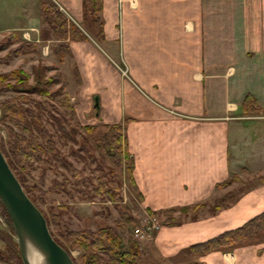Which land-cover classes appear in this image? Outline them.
I'll return each instance as SVG.
<instances>
[{"label": "crops", "instance_id": "obj_1", "mask_svg": "<svg viewBox=\"0 0 264 264\" xmlns=\"http://www.w3.org/2000/svg\"><path fill=\"white\" fill-rule=\"evenodd\" d=\"M53 1L78 24L81 0ZM15 14L0 31L39 40L37 0ZM99 16L105 47L89 37L68 43L75 95L100 121L121 123L143 210L210 200L216 183L242 167L230 152L237 123L229 114L246 93L264 106V0H101ZM115 56L124 75L110 63ZM262 185L204 216L161 225L148 248L170 259L240 225L264 209ZM191 256L199 264H264V240Z\"/></svg>", "mask_w": 264, "mask_h": 264}, {"label": "rangeland", "instance_id": "obj_2", "mask_svg": "<svg viewBox=\"0 0 264 264\" xmlns=\"http://www.w3.org/2000/svg\"><path fill=\"white\" fill-rule=\"evenodd\" d=\"M33 2L35 3L36 0H0V22L7 20L10 13H19L21 8H31ZM57 7L59 8L60 5L57 4ZM60 10L71 18L65 10L62 8ZM10 31L16 32L17 39L5 42ZM85 34L98 48L100 45L105 47V44L99 43L100 40L91 36L87 31ZM46 39L25 40L15 30L0 31V143L3 147L5 146L3 154L5 159H10L13 165L15 159L10 149L14 143V134L24 132L12 120L5 118L2 107L4 101L15 106L22 105L39 116L46 135L38 134V140L44 142L48 134L47 137L53 141L60 158L47 156L48 163L42 158L35 159L21 171H17L18 168L14 171L12 165L10 167L27 196L46 217L51 235L63 242L66 230L79 228L93 230L101 225H113L114 220H118L121 227H116V231L121 238V247L125 248L131 240L138 243V264H190L196 261L191 258V254L195 253L186 249L180 251L176 257L161 259L157 251L155 253L154 249L148 248L150 243H146L150 240L153 230L149 236H145L146 238L135 239L133 236L135 227L141 228L149 221H153L158 227L166 225L162 223L164 215L160 214L153 218L143 210L138 193L133 191L127 182L129 157L126 156L120 165H114L107 155L100 151L94 138L98 132L103 131L101 127L103 122L99 120L98 115H93L95 110L91 103L83 105L75 95L78 78L70 57L66 53L62 60L58 61L52 51L55 40L51 35H49V40ZM20 41H35V48L26 50L24 46H18V51L14 52ZM110 63L121 74H125L126 64L122 63L119 57H113ZM20 70H24L29 75L27 81L20 86L17 80L5 78L8 77L6 73L14 71L17 74ZM34 72L40 74V88L48 91L51 96H40L28 91L27 87L34 83ZM49 77H58V82L44 83V80ZM63 94H66L70 107L58 103V99L62 98ZM19 95L29 100L24 101L15 97ZM253 107V109L252 107L245 109L240 105L237 111L229 114L233 117V122L237 123V130L230 137V152L232 150L237 158L236 161L239 160V164L242 165L236 172L231 173L236 178L219 187L221 188L219 194L202 202L195 209L183 211L174 209L172 215L175 220L181 222L200 215L204 216L209 211L228 206L243 192L257 191V188L263 186L264 106L255 104ZM23 116L29 120L27 113ZM32 126L30 124V127ZM33 132L37 133V130L34 129ZM72 170L76 172V177L83 179L73 177ZM99 181L104 183L103 186L110 197L103 193L93 192V187ZM52 182L59 183V185L56 184L54 188H50ZM229 197H232L231 201ZM214 205L217 207L214 208ZM13 235L9 219L5 220L0 215V250L4 254L0 264H17L15 261H10L6 250L7 245L11 244L18 254ZM261 240H264V227L245 243ZM223 251L229 252L230 250ZM69 252L75 258L78 249L70 248ZM19 262L22 264L20 258Z\"/></svg>", "mask_w": 264, "mask_h": 264}, {"label": "trees", "instance_id": "obj_3", "mask_svg": "<svg viewBox=\"0 0 264 264\" xmlns=\"http://www.w3.org/2000/svg\"><path fill=\"white\" fill-rule=\"evenodd\" d=\"M100 9L101 0H81V19L78 24H76L57 7L53 0H37V16L39 22L38 36L40 39L49 38V35L52 36V39L55 40L52 51L55 54L57 60L61 61L63 56L68 51V43L70 41L87 38L84 32L85 30L90 33L91 36L93 35L97 40L102 39V22L99 16ZM16 39V32L10 31L5 42H7V40L11 42ZM18 46H24L26 50H33L35 48V41H20L14 52L18 51ZM5 75L8 76L5 77L7 79L13 78L14 80H17V84H19V86L25 83L29 78L28 73H26L24 70H20L17 74L14 71H10ZM39 75L37 72L33 74L34 83L27 87L28 91L37 93L40 96H51L48 91L40 88L39 84L41 81ZM53 82H58V77H49L44 80V83L47 84ZM15 97L21 98L24 101L29 100L25 99V97L21 95ZM58 103L70 107L69 103L67 102L66 94H63L62 98L58 99ZM255 104V99L250 93H246L243 96L241 102L243 108L251 109L252 107L253 109ZM2 107L5 118L12 120L14 124H16L22 130V132H24L14 134V143L11 146L10 152L13 154L15 161H13L12 165L11 160L6 159L9 167L12 165L14 171L17 168V171H21L22 168L30 165V163L35 159L42 158L46 163H48V157H53L55 159L60 158L56 148L53 145V141L51 138L47 137L48 134L44 142L38 140V134L44 136L46 135V130L42 126L41 120L37 114H35L29 108H25L22 105L15 106L8 103L7 101L2 103ZM24 113L29 115V120L24 118ZM22 121L24 123H22ZM30 124L33 126L30 127ZM101 127L103 128V131L98 132V135L94 138V141L96 144H98L100 151L106 154L114 165H120L123 159L125 160L126 156H128L125 150V142L122 135V125L118 122H103ZM34 129L37 130V133L33 132ZM4 147L0 143V150L3 154L5 151ZM128 169L126 173L127 182L129 186H131L132 190L137 193L130 176V169ZM75 173L76 172L73 171V177H76ZM76 178L81 179L82 177ZM235 178L236 176L234 174L230 175L228 178L216 183V187H221ZM54 183L55 182H52L50 188H54V185L56 184L57 186L59 185V183ZM103 185L104 183L99 181L96 186L93 187V192L103 193L107 197H110V194ZM229 200L231 201L232 197H229ZM201 204L202 202H197L192 205L180 206L177 209H180L181 211L195 209ZM216 207L217 206L214 205V208ZM174 209L175 207L155 210L146 208V211L153 218L163 214L164 219H162V223L171 225L180 222L179 220H175L173 218L172 212ZM0 215L3 216L5 220H8L1 202ZM42 215L47 224L46 217L43 213ZM119 226L121 227L119 221L114 220L113 225H101L93 230L89 228L66 230L64 232L65 238L63 242L59 241L52 235L51 236L63 249L69 253L74 264H138V243L135 240H131L127 243L125 248H122L120 235L116 231V227ZM263 227L264 209L234 228L221 231L205 240L189 244L186 247V250L195 254H203L210 250H231L236 246L244 244L247 239L255 235V233ZM75 247L78 249V254L75 258H73L69 252V249ZM6 250L9 253L8 258L10 261H15L17 264H20L17 251L14 250L11 244L7 245ZM3 258V251L0 250V260ZM190 264L199 263L194 261Z\"/></svg>", "mask_w": 264, "mask_h": 264}, {"label": "water", "instance_id": "obj_4", "mask_svg": "<svg viewBox=\"0 0 264 264\" xmlns=\"http://www.w3.org/2000/svg\"><path fill=\"white\" fill-rule=\"evenodd\" d=\"M0 202L11 223L22 264H74L51 236L41 211L23 190L1 150Z\"/></svg>", "mask_w": 264, "mask_h": 264}, {"label": "built area", "instance_id": "obj_5", "mask_svg": "<svg viewBox=\"0 0 264 264\" xmlns=\"http://www.w3.org/2000/svg\"><path fill=\"white\" fill-rule=\"evenodd\" d=\"M157 227H158L157 224H155L153 221H149L141 228L135 227L133 229V236L135 237L136 240H141L145 236H149L150 232L156 229Z\"/></svg>", "mask_w": 264, "mask_h": 264}]
</instances>
